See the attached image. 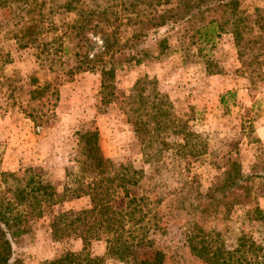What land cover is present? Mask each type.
Returning <instances> with one entry per match:
<instances>
[{"label":"trees","instance_id":"obj_1","mask_svg":"<svg viewBox=\"0 0 264 264\" xmlns=\"http://www.w3.org/2000/svg\"><path fill=\"white\" fill-rule=\"evenodd\" d=\"M237 6V0H0V9H9L13 19L6 24L7 39L13 40V46L30 48L39 68L45 65V70H55L61 76L97 72L102 104L118 98L113 85L118 69L150 58L148 49L139 46V39L148 30L165 26L169 32L177 27L184 38V27L191 16L201 18L207 11H219V16L192 26L197 54L203 57L201 50L214 46L223 31L233 34L235 46L240 48L246 25L245 16H237ZM182 38H176L181 45ZM154 44L160 50L177 53L182 65L186 62L185 47L170 46L167 36ZM3 52L0 47V66L6 62L1 59L7 55ZM27 79L29 100L56 99L52 80L34 73ZM118 103L140 144L144 161L152 165L150 172L129 162L115 164L105 157L95 128L79 132L75 166L66 169L67 180L60 193L33 169L25 170L22 186L0 192V264H21L13 256L12 242L30 234L32 223L49 206L80 196L88 197L87 207L61 210L47 223L52 239L74 235L81 241L80 250L66 251L43 264H103L105 257L128 264H168L164 252L153 246V236L166 235L171 220L177 223L180 216L189 215V225L182 232L184 243L202 263L264 264V213L254 194L260 181L244 175L238 159L222 152L214 157L218 170L214 181L201 191L197 174L190 171L201 154L167 140L171 134L190 128L195 111L176 112L153 76L137 77ZM218 103L222 108L228 103L235 105L234 91L219 95ZM28 115L35 124L47 117L36 108H31ZM161 170L176 177L175 186L166 191V196L162 194V206L161 194L155 192L165 187L159 178ZM235 209H241V223L233 242L225 245L218 231L204 226L211 220H226ZM98 239L104 241V253L91 255L87 246Z\"/></svg>","mask_w":264,"mask_h":264},{"label":"rangeland","instance_id":"obj_2","mask_svg":"<svg viewBox=\"0 0 264 264\" xmlns=\"http://www.w3.org/2000/svg\"><path fill=\"white\" fill-rule=\"evenodd\" d=\"M119 1L126 0H116ZM237 1V16H245L246 25L240 48L235 46L233 34L223 31L214 46L201 50L205 53L203 57L197 54L192 44V26L200 20L204 22L219 16V11H207L201 18L191 16L184 27V38L180 36L181 28L177 30V27L169 32L165 26L148 30L139 39V46L148 49L150 58L116 71L113 85L118 98L108 104L99 102L97 72L61 76L55 70H45V65L39 68L38 59L30 48H15L13 40H8L6 35V24L13 21L8 14L10 10L0 9V47L7 53L1 57L6 62L0 66V192L22 186L25 170L33 169L60 193L67 180L66 169L75 166L77 135L92 128L97 131L98 144L105 157L115 164L129 162L135 168L150 172L152 165L144 161L140 144L118 103L119 98L128 94L135 79L146 75L156 79L158 89L168 96L176 112L195 111L192 115L195 118L189 120L190 128L171 134L167 140L192 147L201 154V160H189L192 162L190 171L197 174L200 190L204 191L217 175L214 157L228 152L238 159L244 175H252V180L260 181L254 194L264 213V0ZM164 36L170 46L185 47L188 55L184 65L177 53L156 48L154 43ZM178 37L184 41L183 45ZM31 73L52 80L57 92L55 100L28 99L27 77ZM227 90L234 91L235 105L228 103L222 108L218 97ZM31 108L45 112L47 117L38 124L33 123L28 115ZM159 178L165 187L155 192L161 194L162 206L166 191L175 186L176 177L170 171L161 170ZM87 206L86 196L49 206L42 217L32 223L30 234L12 242L13 256L21 264H43L66 251H79V238L70 235L52 239L47 223L51 215L61 210ZM240 214L241 209L232 210L226 220H211L204 227L218 231L224 244H231L241 223ZM190 218L191 215L180 216L177 223L171 220L166 235L153 236V246L164 252L168 264H204L184 243L182 232ZM87 250L91 255H102L104 241L92 240ZM103 264L128 263L105 257Z\"/></svg>","mask_w":264,"mask_h":264}]
</instances>
